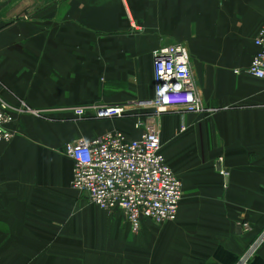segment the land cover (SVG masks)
<instances>
[{
	"label": "crops",
	"instance_id": "crops-1",
	"mask_svg": "<svg viewBox=\"0 0 264 264\" xmlns=\"http://www.w3.org/2000/svg\"><path fill=\"white\" fill-rule=\"evenodd\" d=\"M263 23L264 0H0V94L33 110L0 142V264H237L264 231V79L247 73ZM165 44L187 47L213 112L148 121ZM111 105L127 113L96 117ZM137 116L159 129L183 197L176 220L134 229L73 187L63 149L139 138ZM246 264H264V246Z\"/></svg>",
	"mask_w": 264,
	"mask_h": 264
},
{
	"label": "built area",
	"instance_id": "built-area-1",
	"mask_svg": "<svg viewBox=\"0 0 264 264\" xmlns=\"http://www.w3.org/2000/svg\"><path fill=\"white\" fill-rule=\"evenodd\" d=\"M254 42L257 50L247 73L264 79V23ZM153 73L155 97L143 102L154 109L155 115L148 117V121L175 110L214 111L203 104L184 44L158 48L154 52ZM94 110L100 119L121 118L127 113L122 105ZM32 111L24 101L12 105L0 94V142L11 141L17 134L11 128L17 116ZM83 112L81 109L78 114ZM148 121L141 116L136 118L135 127L144 130L139 138L111 130L90 140H72L63 149L74 161L73 187L103 210L122 211L134 229L140 228L143 219L157 224L176 220L183 197L182 181L163 153L161 133ZM221 173L229 175L226 170ZM243 225L247 230L250 228L249 223ZM253 249L252 245L237 264H246Z\"/></svg>",
	"mask_w": 264,
	"mask_h": 264
},
{
	"label": "rangeland",
	"instance_id": "rangeland-1",
	"mask_svg": "<svg viewBox=\"0 0 264 264\" xmlns=\"http://www.w3.org/2000/svg\"><path fill=\"white\" fill-rule=\"evenodd\" d=\"M144 109H147L148 111H154V109L153 108H151L150 106H146ZM182 111V110H181ZM183 112H185V111H183ZM138 117V116H137ZM137 117H135V120H136V118ZM259 239L261 240V241H259ZM254 246V249H253V252H252V254L250 255L249 254V259H248V262L247 263H249L250 261H252L254 258H255V256L257 255V253L262 249V247L264 246V231H263V233L259 236V237H257L255 240H254V242L251 244V246ZM250 246V247H251ZM250 247H249V249H250ZM247 253V252H246Z\"/></svg>",
	"mask_w": 264,
	"mask_h": 264
}]
</instances>
